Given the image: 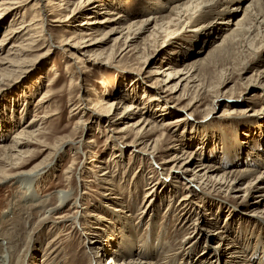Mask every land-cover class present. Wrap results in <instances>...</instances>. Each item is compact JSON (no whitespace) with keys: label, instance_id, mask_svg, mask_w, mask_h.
I'll return each mask as SVG.
<instances>
[{"label":"rangeland","instance_id":"rangeland-1","mask_svg":"<svg viewBox=\"0 0 264 264\" xmlns=\"http://www.w3.org/2000/svg\"><path fill=\"white\" fill-rule=\"evenodd\" d=\"M116 1L118 3H115ZM149 1L152 0H112L111 6L113 7L111 8H115V11H122L123 14L129 17L128 21L138 20L147 16V12L145 11L151 5ZM250 1H238L240 3L239 9L234 12L235 15L232 18V24H230L232 26L230 27H233L235 21L241 18L243 9ZM162 2L164 1L162 0ZM30 4L31 1H27L18 5L14 11L15 17H12L15 20L14 23L19 20L23 10L26 11V8ZM24 15L30 17L31 14L28 15L25 12ZM10 16L0 17V38L7 28L6 26L11 25L8 21L11 19ZM83 18V14H80L74 17L67 25L62 27L48 25L47 28H50L57 38H61L65 33V29L73 28L72 25L79 23ZM186 31L187 29L180 32L181 36L179 38L177 37L169 40V42H165L161 48L157 46V43L161 41L160 39H157L155 43L149 41L144 50L141 46L142 48L140 47V50H138L139 53L129 52L123 60L127 65L143 66L144 57H146L147 60L143 67L149 73L159 68L162 71V68L166 67V65L168 67V64L173 68H180L182 65L201 59L202 64L200 63L201 65H199L197 73L202 77L206 91H204V88L201 90L196 88L195 91L189 87L184 95L187 97L186 101L184 100L182 104H185L187 99L193 96L201 98L203 105L199 109L189 112L190 116H186L188 124L185 127L184 125H178L174 132L168 130L169 139L166 142L167 144L165 143L162 146L163 148L165 146L169 147L173 144V139H176V143L183 147L185 152L197 151L208 162L214 165H221L223 152L227 149L225 148V139L228 146L235 144V140L238 142L237 147L232 148L238 154L245 152V149L239 150L241 147L245 148V143H255L256 146L259 142H261V145L264 143V112L257 111L264 104V94L257 85H250L245 88L246 83H244L249 77H254L257 72H263L264 74V48L263 52L250 51L247 42H244V45L242 44L234 51V55L230 61H209L203 57L206 56V53L213 46L212 43L214 41L212 40L211 42V38L215 36L214 33L203 32L200 35H193L191 32ZM147 33L145 32L141 35L136 43H139L142 36H146ZM205 34H208L210 37H206ZM221 34L222 32L218 38ZM113 36L115 37L117 34ZM111 45L112 41L110 40L104 46L106 49H109ZM55 48V46L51 47V49ZM63 54L61 50L55 49L45 56H35L21 68L20 72L1 82L0 145L1 143H7L13 136L14 131L20 126L25 125L35 114H38L41 118L44 114L43 111L49 110L48 115L52 113L51 110L58 111V115L50 116L48 119L45 118V120L40 122L36 121L35 125L43 128V132L39 135L42 145L32 144L28 147L30 152L23 158L21 168L28 170L44 162H51L50 165L52 167L46 170L37 180L38 184H35V192L38 193L34 192L36 194L35 199H41L43 203L45 202L48 205L47 208L55 207L58 204L56 198L59 195L58 192L72 189V197H77L80 200L81 205L77 209L81 212L80 221L84 229H78L77 231L75 224L73 223V225L70 220L53 223L54 215L51 214H49L51 217L40 222L39 220L44 217L42 216L44 215L42 205L40 208L32 207L30 203H27L28 201L24 202V199L19 198L22 189L18 187L17 180L0 184V239H4L8 246L11 245V247L9 246L10 249L17 250L14 253L16 259L14 261H18V264H29L34 262V258L32 257L36 256L35 262L38 264H90L89 253L86 252L87 248L83 242L85 240L84 230L97 229L98 240L103 241L104 247L105 244L107 245L105 248L102 247V249L114 250V248H119L116 245L118 243L119 245L121 244L120 232L123 230V233L126 231V236H131L133 241L136 242V246L132 250L133 256L130 257L136 261L151 260V262H156V264H180L178 258H184L181 260L182 263L188 256L196 264L194 256L205 252L204 249L208 251L212 250L218 238L214 234L212 237L206 236L205 238L202 236L199 241L193 243L194 246L191 250L194 252L191 253L186 239L194 235L192 234L193 228L191 225L192 221L195 220H199V228L205 227L209 229L210 227L212 230L210 234L215 232V228L225 231V236L234 246L240 250H249L247 251L248 258L252 252H255L257 255L255 253L252 254L258 256V258L264 255V252L259 250L264 245V222H260V219L255 220V218H249V216L244 215L246 211L252 209L253 205L250 202L255 200L253 196L249 197L244 204L237 205L239 202L236 201L237 203H235L231 197H228L231 196V193L216 194L215 197L205 195L204 199H202L200 197L201 194L197 191L187 203L180 202V199L186 194L180 187L181 185L176 184L178 188L175 189L173 178L168 177L164 179L157 172V162L167 159L170 156V151L161 150L155 159L151 161L148 157H140L141 155L137 154L131 147L123 146L122 155L118 157L116 156L119 154L117 144L113 142L109 143L106 138V132H102L105 130L103 126L104 122L99 124L100 130L98 132L97 125L92 121V117L89 114L85 113L80 118L81 112H79L73 116V111L71 112L72 114L69 111L76 103L77 84L75 82L79 81L84 88H90V95L93 98L96 95L111 99L117 95V88L123 86L120 83H125L129 87L135 80L131 81L130 78L125 77L127 75L123 74L120 68L100 65L95 68L91 67V73L89 72L85 79L81 81V76L76 73L75 64L72 65V61H69ZM68 61L73 69H68V72H66V64L64 62ZM53 68L54 70H52ZM54 75H56V78L52 79L53 81L50 87H48L53 93L49 101L44 106L36 104L38 97L43 93L45 88L48 89L46 85ZM227 77L230 78V82H228L224 90L234 84L237 95L241 93V96L236 95V97L230 100L226 98L215 100L214 112L209 113V118L204 119L205 106L211 101V94L214 91L211 87L216 85L219 80L226 79ZM152 78L151 81L155 78L161 79L162 77L156 75ZM176 81L172 80L169 85H173ZM146 82L149 83L150 81ZM194 83L197 84V82ZM140 84L137 85L136 89L131 86L132 89L130 91L132 93L129 92V96L126 95L124 101H135L141 104L142 101L140 99L144 100V98H141L143 88L147 84H144V86L141 82ZM210 89L213 91H208ZM149 92L153 93L152 91ZM180 92L181 89L176 94ZM147 101L148 99H146ZM226 102L241 103L242 106H237L235 107L236 110L232 111L230 107L226 106ZM72 104L74 105L72 106ZM246 105L249 106V109L243 111L242 108L246 107ZM156 107V104H152L149 109L150 115H154V118H152L154 122L158 119L157 114L160 113L155 110ZM169 112L163 120L175 118L181 113L176 108H170ZM78 119L85 124L81 123V125L78 124V127L77 125L75 126V121ZM159 119L161 120V117ZM160 122L157 121L156 123L159 124ZM74 127L75 131L72 130ZM73 133L74 135L70 139L73 142L72 146L74 148L67 146L55 155L49 156L50 152H52L51 149L61 139ZM155 135H158V133L153 134L151 138H154ZM89 139L95 141L90 145L88 154L85 155L82 151L75 154L74 150L78 147V142L84 143ZM185 139H190V142H187ZM43 145L48 147V149ZM198 147L200 148L196 150ZM89 155L92 156L94 161H100V159L103 161L101 162L103 164L102 169L107 170L109 177H111L108 182L102 181L99 178L101 171L104 170L91 167V163L88 161ZM196 157H199V155H196ZM115 161H118V163H115ZM243 163L242 158L240 162L236 161L235 164L232 163L228 168L232 169ZM87 168L91 170L88 171ZM66 170H71V172L66 173ZM81 175L87 179V183L84 184L82 181H79V178H82ZM152 183H156L160 187L157 191L153 190V194L147 191ZM82 191L85 193L81 194ZM104 194L110 197L105 198ZM73 198L65 204L62 203L53 213L71 215L72 211L68 207ZM198 201L202 202L203 207ZM112 209L118 210L119 212L117 213L121 217H117ZM99 216L101 219H98ZM209 216H214L216 220L207 219ZM127 229H131V232ZM184 238H186L185 241ZM147 240L148 243L153 244L159 240L161 244L165 243L166 245H162L166 248V252H164L165 249H161L163 253L160 249L156 250L159 254L155 252V255L151 259H148L147 253L144 254L145 252L143 253L142 249L140 250V246H137L138 242L141 243ZM189 244L191 245V243ZM13 245L14 247L12 248ZM257 247L258 250H256ZM124 248L125 245H122V250H118L117 253L120 252L121 254H119L122 256L126 252ZM47 251L49 254H46ZM188 251L189 253L187 254ZM3 256L6 255L3 254ZM222 257L223 263L225 256ZM107 258L108 255H104L99 264H107ZM43 260L45 261L43 262ZM120 260H122V257H120ZM203 264H210V262L207 260Z\"/></svg>","mask_w":264,"mask_h":264},{"label":"bare ground","instance_id":"bare-ground-1","mask_svg":"<svg viewBox=\"0 0 264 264\" xmlns=\"http://www.w3.org/2000/svg\"><path fill=\"white\" fill-rule=\"evenodd\" d=\"M27 1H31V4L26 8V11L23 10L19 20L14 23L15 20L12 18L15 17L14 11L18 5L24 2L26 3ZM111 1L112 0H0V17L11 15V19L9 18L10 20H8L11 25L6 26L7 28L0 38V85L5 79L11 78L14 74L20 72L21 68L35 56H45L55 49L61 50V52L64 53L63 55H65L69 61H72V65L75 64L76 73L81 76V81L85 79L91 67L95 68L101 65L120 68V71L127 75L125 77L130 78L131 81L135 80V82L129 87L125 83H120L123 86L118 87L116 90L117 95L110 99L96 95H94V98L91 97V89L84 88V86L77 81L75 82V84H77L76 103L69 112L71 113L73 111V116L81 112L80 118L85 113L89 114V116L92 117V121L97 125L96 128L98 132L100 130L99 124L104 122L103 126L105 130L102 132H106V138L109 143L113 142L117 144L119 154L116 156L118 157L122 155L123 146L131 147L137 154L141 155L140 157H148L151 161L155 159L156 155L161 150L170 151V156L167 159H162L157 162V172L164 179L168 177L171 179L173 178V186L175 189L178 188L176 184L181 185L180 187L186 194L180 199V202L187 203L197 191L201 194L200 197H202V199H204L203 197H205V195L215 197L216 194L231 193V196L228 197H231L232 201L235 203L239 202L237 205L244 204L249 197L253 196L255 200L250 202V204L253 205L252 209L246 211L244 215L249 216V218H255V220L260 219V222H264V143L261 145V142H259L257 146L255 143H245V148H239V150L245 149V152H243V154H238L235 149H232L237 147L238 142L235 140V144L228 146L225 139V148L227 149L223 152L222 160L220 159L222 161L221 165H214L208 162L206 158L201 153H197V151L185 152L184 148L176 143V139H173V144L171 146H165V148L162 146L169 139L168 132H174L178 125H184L185 127L188 124L186 116H190L189 112L199 109V107L203 105L201 98L193 96L187 99L185 104H182L184 100L186 101L187 97L184 95L189 87L194 90L196 88L199 90L204 88V91H206L202 77L197 73L199 65L202 64L201 59L195 60L190 64L182 65L180 68H173L168 64V67L166 65V67L162 68V71H160L161 68H159L149 73L145 71L143 67L147 60L146 57H144L143 66L127 65L123 60L129 52L139 53L138 50H140L141 46L144 50V47L149 44V41L155 43L157 39H160L161 41L157 43V46L161 48L165 42H169V40L177 37L179 38L181 36L180 32L185 29H187L186 32H191L193 35H200L203 32L214 33L215 36L211 38V42L212 40L214 41L212 43L213 46L206 53V56L203 57L209 61H230L234 55V51L242 44L244 45V42H247L249 46V48H247L250 51L263 52L264 0H251L243 9L241 18L235 21L233 27H230L232 26L230 25L232 24V18L235 15L234 12L239 9L240 3H238V1L240 2L242 0H163L164 2H162V0H152L149 1L151 2L149 4L152 6L150 5L145 11L147 12V16L131 21H128L129 17L123 14L122 11H115V8H111L113 7L111 6ZM115 3L118 2L116 1ZM25 12H27L28 15L31 14L30 17H26L24 15ZM80 14H83L84 18L80 20L79 23H74L72 25L73 28L68 30L65 29V35L63 34L61 38H57L53 31L47 28L48 25L52 27L67 25L74 17ZM145 32H148L147 35L144 37L142 36L140 42L136 43L137 39ZM221 32L222 34L218 38ZM177 33L178 35H176ZM116 34L117 36L114 37L113 35ZM205 35L206 37L209 36L208 34ZM110 40L112 41V45L109 49H106L104 45ZM54 46L56 48L51 49V47ZM175 53H177V51H175ZM69 61L64 62L66 64V72H68V69L72 68ZM52 70H54V68ZM54 74L56 73L54 72ZM156 75H160L162 78H155L151 81V79H153L152 77ZM55 78L56 75L52 76L50 82L46 85L47 88L50 87L53 81L52 79ZM144 79H148L150 82L148 83L146 82L148 80L145 81ZM172 80L177 81L173 85H169ZM240 81H242V79H240ZM246 81L244 82L246 83L245 88L250 85H257L264 94L263 72L255 73L254 77H249ZM140 82L143 86L147 84V86L143 88L141 98H144V100L140 99V101H142L141 104L135 101H124L126 95L129 96L128 93L131 92V86L136 89ZM194 82H197V84ZM228 82H230V78L228 77L226 79H221L217 84L215 83L216 85L211 87L214 91L211 89L208 90L213 92L211 94V101L205 106L206 111L203 117L204 119L209 118V113L214 112L215 100H220L221 98L230 100L236 97L237 93L234 84L230 88L224 90ZM179 89H181V92L176 94ZM52 94L50 88H45L43 93L38 97L36 104L44 106L49 101ZM240 94L241 93L237 96H241ZM146 99H148L147 102ZM172 102L174 103L172 104ZM152 104H156L157 107L155 110L160 112L157 114L158 119L156 122L162 121L167 113H170V108H176L181 113L175 118L163 120L158 124L152 119L154 115H150L149 112ZM235 104L237 103L226 102V106L230 107L232 111L236 110L235 107L242 106L241 103ZM73 105L74 104H72V106ZM242 109L243 111H247L249 106L246 105V107ZM51 111L52 113L50 115H48L50 112L49 110L43 111L44 114L41 118L38 114H35L25 125L22 127L20 126L14 131L13 136L7 143H1L0 184L17 180L18 187L22 189L19 198L24 199V202L28 201L27 203H30L32 207L40 208L42 205V212H44L42 216L44 217L39 220L40 222L51 217L49 215L51 214L54 215L53 223L70 220L72 224H75V229L77 231L78 229L83 230L84 227L81 225L82 223L80 221V216L82 215H80L81 212L77 209L80 208V200L77 199V197H72V189L58 192L59 195L56 196L58 204L55 207L47 208L48 205L45 204V202L43 203L41 199H35L36 194H38L35 192V184H38L37 180L39 177L52 167L50 165L51 162H44L28 170L21 168L23 165V158L30 152L28 147L32 144L42 143L39 135L43 132V128L38 125L36 126V121H43L45 118L48 119L50 116L58 115L59 113L56 110ZM254 111L256 110L254 109ZM257 111L264 112V104H262ZM159 117H161V120ZM75 122V126L77 125V127L79 126L78 124L81 125V123H83L80 119ZM72 130L75 131V127ZM156 133H158V135L151 138V136ZM73 135L74 133L61 139L58 144L51 149L52 152H50L49 156L55 155L67 146L74 148L72 146L73 142L70 139ZM94 141L95 140L89 139L84 143L78 142L79 145L74 150L75 154L80 151L85 155L88 154V150L91 147L90 145L94 143ZM186 141L190 142V139ZM45 148L48 149L46 146ZM199 148L200 147L196 148V150ZM196 155H199V157H196ZM242 158L244 162L242 165L235 166L232 169L228 168L232 163L235 164L236 161L240 162ZM88 161L91 163L92 168H101V170H104H100L101 173L99 175L102 181L108 182L111 179L107 170L102 169L103 164L101 162L103 161L101 159L100 161H94L92 156L89 155ZM115 163H118V161H115ZM89 168H87L88 171L91 170ZM65 172L70 173L71 170H66ZM81 177L79 181H82L84 184L88 182L82 175ZM156 183H152L150 187L148 186L149 188L147 191H150L152 194L155 190L157 191L160 187ZM84 193L85 192L82 191L81 194ZM103 196H105V198L110 197L105 194ZM72 198L73 201L68 207L69 210L72 211L71 215L53 213L62 203L65 204ZM198 202L202 205L201 201ZM112 211H114L113 213H115L117 217H121L120 214L118 215L117 213L119 212L118 210L112 209ZM98 219H101V217L99 216ZM124 219L126 218L124 217ZM207 219L216 220L214 216H209ZM191 226L193 228L192 234L194 235L187 237L188 239L184 238V241L185 239L188 241L187 243L191 253L194 252L191 250L194 246L193 243L199 241L202 236L206 238V236L212 237L214 234L216 238H218V241L214 245L212 244L213 251L204 249L205 252L202 251L203 253L194 256L196 264L206 263L207 260L210 264H254L256 262L258 264H264V255L258 258V256H256L257 254L252 252L256 255L250 253L248 258L247 251L249 250L247 248V250H240L234 246L225 236V231L215 228V232L210 234L212 231L210 227V230L205 227H198L199 220L192 221ZM130 230L128 231L131 232ZM125 233L126 231L123 233V230L120 232L121 244L119 245L118 243L116 245V247L119 248L106 250L102 249V247L105 248L107 245L105 244L104 247L103 241H99L97 238V229L84 230L85 240H83V242L85 244L84 246L87 248L86 252L89 253V263L99 264L102 257L108 255L106 259L107 264H156V262L153 263L151 260L136 261L130 258L133 256L132 250L134 246H136V242L133 241L131 236H126ZM189 243H191V245ZM162 244L164 245L165 243ZM162 244L160 240L157 243L154 242V244L148 243L147 240L141 243L138 242L137 246L139 245L140 250L142 249V252H145L144 254L147 253V258L151 259L155 255V252H157L156 250L165 249L164 252H166V248ZM122 245H125L124 251L126 250V252L121 256V253L119 252V254L117 251L122 250ZM7 246L4 239H0V264H18V261H14V253H16L17 250L10 249L9 246L11 247V245H9L8 248ZM162 246L163 248H161ZM13 247L14 245L12 248ZM256 250H258V247ZM259 250L264 252V245L260 247ZM48 251L46 254H49ZM188 253L189 251L187 254ZM3 254L6 256H3ZM44 255H42V257H44ZM160 255L162 256V254ZM176 255L175 257L178 256ZM222 256H225L223 263L221 259ZM35 257L36 256L32 257L34 258V262L29 264H38L35 262ZM120 257H122V260H120ZM178 259L180 264H194L193 260L188 258V256L185 258L186 261L184 260L182 263L181 260L184 258L179 257ZM213 260H215V262H213ZM44 261L45 260H43V262Z\"/></svg>","mask_w":264,"mask_h":264}]
</instances>
